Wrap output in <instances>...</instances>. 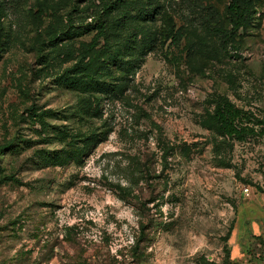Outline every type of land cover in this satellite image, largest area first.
<instances>
[{
    "label": "rangeland",
    "instance_id": "rangeland-1",
    "mask_svg": "<svg viewBox=\"0 0 264 264\" xmlns=\"http://www.w3.org/2000/svg\"><path fill=\"white\" fill-rule=\"evenodd\" d=\"M229 1L0 0V264H264V0Z\"/></svg>",
    "mask_w": 264,
    "mask_h": 264
},
{
    "label": "trees",
    "instance_id": "trees-1",
    "mask_svg": "<svg viewBox=\"0 0 264 264\" xmlns=\"http://www.w3.org/2000/svg\"><path fill=\"white\" fill-rule=\"evenodd\" d=\"M121 1V0H120ZM117 5V4H116ZM249 0H230L227 6V13L230 17L233 31L242 28L248 19ZM108 8V7H107ZM109 8H113L111 5ZM102 29V26H100ZM91 60H83L74 63L70 70L86 72ZM214 127L218 133L225 137L242 139L244 135L252 132V127L244 125L245 113L227 95H218L213 113L211 114ZM90 140L93 138H89ZM12 141L0 144V153L8 150ZM66 159L62 158L61 161Z\"/></svg>",
    "mask_w": 264,
    "mask_h": 264
}]
</instances>
